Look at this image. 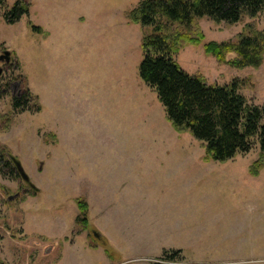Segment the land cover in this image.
Segmentation results:
<instances>
[{
  "label": "rangeland",
  "instance_id": "1",
  "mask_svg": "<svg viewBox=\"0 0 264 264\" xmlns=\"http://www.w3.org/2000/svg\"><path fill=\"white\" fill-rule=\"evenodd\" d=\"M30 1L16 24L0 11V54L10 52L15 83L38 96L42 111L13 112L11 93L1 98L0 146L40 193L0 173V264H152L165 250L182 251L175 264H264V168L250 174L259 142L219 163L173 128L139 76L152 29L127 14L142 0ZM196 26L205 40L182 47L180 66L212 85L238 80L249 104L262 106L264 61L234 68L203 45L236 41L250 26L264 31V14ZM79 198L90 206L88 229L76 223Z\"/></svg>",
  "mask_w": 264,
  "mask_h": 264
},
{
  "label": "trees",
  "instance_id": "2",
  "mask_svg": "<svg viewBox=\"0 0 264 264\" xmlns=\"http://www.w3.org/2000/svg\"><path fill=\"white\" fill-rule=\"evenodd\" d=\"M31 5L30 0H16L8 8L7 0H0V11L5 10L4 20L13 25L23 16L30 15ZM261 13L264 14V0H142L127 14L130 23L152 29L142 39L139 76L157 93L173 128L179 133L189 132L205 145L207 157L219 163H226L238 154L250 153L256 138L261 157L250 167L254 177L264 168V104H249L240 93L238 80L223 86L212 85L201 74H189L176 61L175 55L184 45H199L205 40V35L196 26L198 19L209 18L233 25L244 16L254 18ZM171 24L185 26L190 33L171 30ZM29 25L33 33L48 36L40 26L31 21ZM249 30L236 41L206 42L204 51L218 62L234 68H258L264 61V31H256L251 26ZM193 32L196 36H190ZM231 53L235 58L228 61L227 56ZM13 106L17 112L42 111L38 96L28 87L23 89L20 97L14 98ZM8 153L0 146V173L16 179L19 173ZM39 193L40 190L32 185L30 195ZM77 206L76 223L88 229L90 206L81 198L77 200ZM183 259L181 250H165L152 264H175Z\"/></svg>",
  "mask_w": 264,
  "mask_h": 264
},
{
  "label": "flooded vegetation",
  "instance_id": "3",
  "mask_svg": "<svg viewBox=\"0 0 264 264\" xmlns=\"http://www.w3.org/2000/svg\"><path fill=\"white\" fill-rule=\"evenodd\" d=\"M0 63H2L3 65V68H0V77L3 76L6 77L5 80H2V84L4 85V88L0 86V99L3 98L4 96H9V94L11 93L12 109L13 112H16L13 106V102L15 97H20L22 94V91L24 89L23 81L21 80L18 84L15 83V80H17V76H15L12 73L15 72L16 66L12 60V56L10 52L4 51L3 54H0ZM28 112L29 111H26L25 113ZM8 157L10 158V160H12L15 163L14 165L17 167L19 177L21 176V178H23V176L19 172L18 166L16 165V163H19L18 159L15 156H12L10 153H8ZM24 181L28 184L29 187L32 186L30 180L28 181L24 180Z\"/></svg>",
  "mask_w": 264,
  "mask_h": 264
},
{
  "label": "water",
  "instance_id": "4",
  "mask_svg": "<svg viewBox=\"0 0 264 264\" xmlns=\"http://www.w3.org/2000/svg\"><path fill=\"white\" fill-rule=\"evenodd\" d=\"M17 166H18L19 172L23 176V179L26 180V181H28L29 178H28L27 174L25 173V171H24L23 167L21 166V164L20 163H17ZM10 200H12V197L10 198Z\"/></svg>",
  "mask_w": 264,
  "mask_h": 264
}]
</instances>
